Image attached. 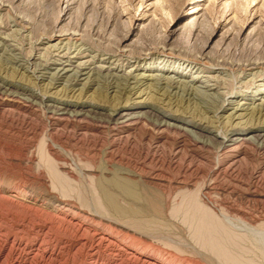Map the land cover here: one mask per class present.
Listing matches in <instances>:
<instances>
[{"label": "rangeland", "instance_id": "374dc122", "mask_svg": "<svg viewBox=\"0 0 264 264\" xmlns=\"http://www.w3.org/2000/svg\"><path fill=\"white\" fill-rule=\"evenodd\" d=\"M62 32L80 34L97 65L106 49L123 53L113 66L125 72L205 57L196 68L220 81L210 97L196 95L203 109L249 97L261 103L264 0H0V82L34 89L26 59ZM161 49L173 58H135ZM193 75L182 80L206 91ZM28 105L0 95V264H264V148L222 153L149 125L108 129ZM213 121L205 125L222 139L226 120ZM103 153L123 161L103 164Z\"/></svg>", "mask_w": 264, "mask_h": 264}, {"label": "bare ground", "instance_id": "6f19581e", "mask_svg": "<svg viewBox=\"0 0 264 264\" xmlns=\"http://www.w3.org/2000/svg\"><path fill=\"white\" fill-rule=\"evenodd\" d=\"M84 43L86 42L80 34H68L66 32H62L58 36H49V38H46V41H40L39 46H42V48H34V54L29 55L28 59H26L27 66L31 64V67H34L33 81L30 82L33 84L34 89L29 85L26 86L19 82H13L14 80L9 81L3 79V81L0 82V95H2L4 100L9 104L23 101L29 104L28 106L41 108L43 113H46L49 118L58 116V118L61 117V120L62 118L98 120L103 127L108 129L113 127L133 130V128L139 124L149 125L152 126L151 128L161 131V134L163 132L183 134L191 138L192 141L196 142L198 145L208 147L212 150L217 149L222 153L232 151L244 145L264 148V86L259 89V94H257L261 95V103L259 104H256L252 97L241 99L235 104H231L230 102L227 105H224L222 102L218 103L217 101L218 105L215 107L212 105L213 110L210 111V109H203L202 105L200 106L194 102L198 92L210 97L207 91L219 89L218 85L220 78L218 76H208L206 74L208 73L207 71L200 70L198 67L196 68L198 65H207L208 62L204 61L205 57L202 60H186L181 58L182 56H176V59L180 60L179 62H169V59H164L160 61V68L158 67L156 70H153L151 65L150 70L138 72V68H144V65H138L134 72H132V69L125 72L122 69L119 70V65L113 66L115 62L120 61V56H123V53L116 54L106 49L102 54L101 63L103 64L97 65L96 63L100 62V60L96 61V57L83 48ZM36 50L39 51L37 52ZM40 50L45 53H40ZM72 53L74 54L70 56ZM148 55L168 58H173L174 56L172 52L161 49L160 51H148L135 58L141 61ZM105 56L108 57L106 58ZM143 56L145 57L142 58ZM31 57L39 62L36 63V61H33V63H29L32 62L30 60ZM86 58L88 59L81 61ZM62 59L67 60L66 62H62ZM72 59H76V61L73 62ZM106 59H110L109 61L111 62L114 59V61L111 65L106 66V62H104ZM2 61L3 59L0 58V62ZM248 62L249 65L253 63L256 67H258L257 65L260 63V61L259 63L258 61ZM0 67H2L1 63ZM249 67L252 68L251 66ZM259 67L262 68L261 63ZM26 68L28 67H25V69ZM260 68L258 69L259 72H257L260 74H254V79L261 76L262 70ZM170 69H172L171 73L175 74L173 77L166 76V73H168ZM51 70L55 72L49 73L50 77L46 78L45 74H48ZM158 71H160L161 74H158ZM35 73L41 75L34 77ZM188 73L194 74L193 77L190 78L192 82H201L202 78H204L205 80L203 83L205 86H203V88H205L206 91L194 89L188 82L183 81L182 78L187 77ZM242 73L245 74V70L242 69ZM22 76L27 77L24 73H22L21 77ZM44 80L48 81L44 84V92L38 94L35 92V89H40V84L44 82ZM250 81L251 84L254 80L251 79ZM210 82H213V84ZM59 84L63 85L62 88L55 92H51L53 89H56ZM78 84L81 88L76 89V85ZM252 85L254 86L255 84L253 83ZM102 96L104 97L103 99L106 98V101L110 98V101L108 100L107 103L103 101L104 103L101 104L98 102L94 103L95 101L93 103L86 102L90 97L94 99ZM211 97L215 98V95ZM220 97L224 98L225 94H221ZM24 105L26 104H23V107ZM208 113L213 114V117H208ZM213 119L226 120L224 126L221 123L225 133L222 139H218L215 131L212 132L207 126L209 123L211 124L214 122ZM205 123L208 124L205 125ZM214 128L217 129L219 127ZM229 153L228 156L230 155ZM98 159L101 163L107 165L119 164L123 161L122 158L110 156L107 153H103ZM210 191L211 190H209V192ZM57 212L59 214L62 213V209H58ZM157 259L151 258L150 261L154 262V260L156 261Z\"/></svg>", "mask_w": 264, "mask_h": 264}]
</instances>
